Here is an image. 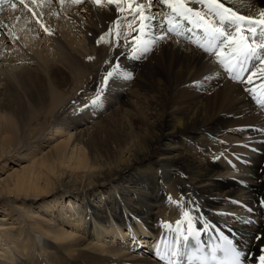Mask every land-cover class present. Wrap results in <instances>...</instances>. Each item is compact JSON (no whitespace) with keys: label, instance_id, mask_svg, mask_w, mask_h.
<instances>
[{"label":"bare ground","instance_id":"1","mask_svg":"<svg viewBox=\"0 0 264 264\" xmlns=\"http://www.w3.org/2000/svg\"><path fill=\"white\" fill-rule=\"evenodd\" d=\"M222 2L257 19L264 10V0ZM25 3L0 4V173L8 161L29 162L0 181L10 205L0 218V264H167L175 221L184 220V234L189 227L184 211L196 228L236 242L246 264H260L264 110L246 89L258 92L262 81L232 79L182 18L183 35L133 58L140 13L127 3L123 11ZM187 6L207 11L198 0ZM158 13L171 15L152 4L145 39L166 31Z\"/></svg>","mask_w":264,"mask_h":264},{"label":"snow or ice","instance_id":"2","mask_svg":"<svg viewBox=\"0 0 264 264\" xmlns=\"http://www.w3.org/2000/svg\"><path fill=\"white\" fill-rule=\"evenodd\" d=\"M11 0H0V4L9 3ZM35 2V0H33ZM49 3L53 0H48ZM55 2L63 5L64 3L72 4H85L91 2L94 6L99 5L101 7L115 5L117 11H123L120 8L122 3H127L129 5V11L135 17L136 13L139 12L140 16L139 27L133 28L132 30L137 32V36L132 38L131 51L132 57L135 58L139 53H147L155 47L158 41H163L166 36L171 33L173 35H182L179 29V20L177 18H182L187 20L190 24L201 28L203 31V37L201 42L192 41L196 43L197 47L202 49L207 53H212L217 57V62L221 67L231 76L232 79L244 83L245 73H247L246 82L248 84H253L254 79H260L262 81L260 85L261 91L257 94L255 88L246 89L250 94H252L256 102L264 108V69H261L259 73L253 72L249 68L248 62L258 61L260 64H264V59H261V54L264 53V10H261L259 16L260 18H253L251 16L240 15L234 11L231 7H225L222 0H198L199 3L203 4L207 11L202 12L199 9L193 7H188V0H158L159 4L167 7L170 10L169 13H158L162 18L163 27L166 29L161 35H158L155 39L149 40L145 39L149 34L150 28L154 27L150 21L156 20L157 16L152 15V4L156 3L157 0H150L148 5L137 3L135 9L131 8L133 0H55ZM19 3L24 4L25 0H19ZM15 7V3L12 5ZM27 6V5H25ZM35 15V14H34ZM211 15L212 19L209 20L208 17ZM130 22L129 27H132ZM242 24L247 26L243 29ZM41 27H44L41 25ZM119 27V25H117ZM233 29L234 31H229ZM44 31L49 32L48 28H44ZM243 31L244 35H240ZM104 41V35H101L97 39V44ZM219 41V43H217ZM221 50H226L222 56ZM88 60H92L93 57H87ZM107 63V61H105ZM253 68L256 67L255 64L252 65ZM120 65H115L112 71H108L104 76V83L107 84L109 78L115 75H119L117 69ZM125 77L130 79L131 73H126ZM205 80L207 77L204 78ZM203 83V81L195 82ZM98 93L100 89L97 90ZM100 100V96L97 95L95 99L91 101L92 104H97ZM87 107V105H85ZM171 199V198H169ZM264 205V201L261 202ZM183 217L187 219L189 223V228L187 229V234L180 231L179 226L184 223V220L178 219L175 221L177 225V237L175 238V243L179 245L180 241L185 242V246L188 245L190 238L198 236L199 231L204 229L195 230L191 228V217L187 211L183 212ZM165 226L171 227L170 223L165 222ZM220 237L226 240L223 245H215L211 249V256L204 257L196 255L200 251L199 246L195 248H189L186 253V261L197 260L199 264H205V262L210 259L214 264H240L241 253L236 250L233 246V242L223 236V233H219ZM260 237H258L259 239ZM217 250H219L220 255L217 256ZM159 255V253H157ZM181 251L174 249L171 253L172 257L181 256ZM163 258V257H161ZM169 264H177L175 259L169 258ZM260 264H264V256L260 257Z\"/></svg>","mask_w":264,"mask_h":264},{"label":"rangeland","instance_id":"3","mask_svg":"<svg viewBox=\"0 0 264 264\" xmlns=\"http://www.w3.org/2000/svg\"><path fill=\"white\" fill-rule=\"evenodd\" d=\"M238 1V0H236ZM29 164L28 161H21V162H10L8 161L6 163V167L4 168V171L0 173V181L3 177H7V173H13L20 171L24 165ZM10 205L6 204L3 200H0V218L5 214V208L9 207Z\"/></svg>","mask_w":264,"mask_h":264}]
</instances>
